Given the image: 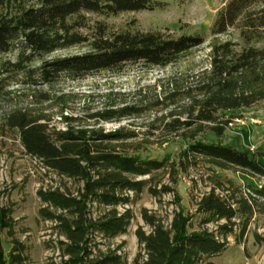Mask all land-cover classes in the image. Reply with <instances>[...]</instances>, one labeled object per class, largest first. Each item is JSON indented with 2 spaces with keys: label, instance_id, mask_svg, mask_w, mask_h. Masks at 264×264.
Segmentation results:
<instances>
[{
  "label": "trees",
  "instance_id": "obj_1",
  "mask_svg": "<svg viewBox=\"0 0 264 264\" xmlns=\"http://www.w3.org/2000/svg\"><path fill=\"white\" fill-rule=\"evenodd\" d=\"M165 5L157 0H0V87L19 76L27 79L24 83L29 87H52L62 77L77 80L120 72L129 64L174 66L203 46L206 38L162 31H116L107 22L91 18ZM231 30L236 37L223 39ZM212 31L206 66L160 79L156 100L148 101L149 96L138 91L135 94L141 96L142 105H128L117 101L125 94L111 91L103 106L85 104L86 114L74 116L66 112L77 94L46 92L35 100L34 91L28 105L4 113V128L15 131L26 153L60 179L55 185L41 187L38 196L43 202L40 219L53 223L52 235L58 238L62 264H128L122 246L113 247L111 241L127 234L135 217L130 205L146 188L156 197L173 193L169 205L177 206L171 220L169 215L142 209L149 230L145 225L136 230L139 251L134 264H214L212 259L227 245L217 233L232 232L234 225L230 224L237 218L264 213V184L245 186L252 196L234 188L235 193L241 191L236 200L221 196L212 187L198 201L196 214L181 205L173 186L164 184L159 189L163 181L152 185L156 173L169 174L177 184L180 171L199 164L207 165L215 175L235 170L264 178V151L249 152L217 140L199 139L205 126L222 137L232 122V118H224L227 112L264 102V0H229ZM76 48L84 50L54 56ZM10 54L15 58L5 57ZM49 101L51 106H42ZM55 106L65 129L53 125L55 114L49 107ZM152 112L162 113L153 121L164 124L165 133L181 132L179 137L189 141L180 158L144 156L145 145L155 142L127 126L109 132L100 126ZM194 215L201 216L197 229ZM222 220L227 223L220 224ZM213 223L219 225L218 232L207 227ZM16 224L13 206L0 204V264H27L30 260L26 244L17 238ZM4 231L12 238L8 257L1 238Z\"/></svg>",
  "mask_w": 264,
  "mask_h": 264
},
{
  "label": "rangeland",
  "instance_id": "obj_2",
  "mask_svg": "<svg viewBox=\"0 0 264 264\" xmlns=\"http://www.w3.org/2000/svg\"><path fill=\"white\" fill-rule=\"evenodd\" d=\"M157 1L164 2L165 7L112 16L93 15L91 18L93 21L107 22L110 28L116 31L131 29L162 31L173 36L182 34L204 36L206 43L182 58L178 64L166 69L145 64H129L120 72H101L77 80L62 77L52 87L45 84L29 87L24 83L27 79L19 76L15 79H7L0 87L2 94L0 97V204L6 207L13 206L14 218L17 221V238L26 244L27 255L30 257L27 264H62L60 253L56 248L58 238L52 235L53 223L40 219L39 212L43 202L38 196V190L41 187L55 185L56 182H60V179L55 174L44 172L41 165L26 153L16 132L4 128L3 115L15 106L28 105L33 99L40 100L46 92L58 96L65 93L77 94L78 96L70 102L71 109L66 112L74 116L85 115L84 110L87 105L94 108L103 106L106 100L105 95L111 91L125 94V97L117 100L118 103L141 104V96L136 95V92L142 91V96L145 94L149 96L148 101L156 100L157 93L161 91L160 88H156L160 79L176 72L187 74L194 66L196 69L206 66L207 54L211 50L210 43L214 39L212 31L214 23L219 11L229 0ZM229 36L236 37V31L231 30L228 36L222 38L226 39ZM83 50V48H76L56 53L54 56L75 54ZM5 57L14 59L15 55L10 54ZM7 91L13 94L4 95ZM34 91L37 93L32 99ZM51 104H53L52 101L44 102L42 106H51ZM58 111V106L49 107V112L55 114L53 125L59 129H65L66 126L62 123ZM161 114L146 113L142 118L103 123L100 126L107 132L127 126L130 130L140 132L143 138H149L151 142H155L153 145H145L144 156L161 157L165 154L178 159L181 152L189 145V141L179 137L181 132L165 133L164 124L153 121ZM224 118H232V122L229 123L222 137L218 138L205 126L204 131L206 132L199 139L217 140L249 152L264 151V102L250 108L227 112ZM167 138L170 139L169 142L162 144V141ZM156 174L152 185L163 181L159 189L164 184L176 188V192L181 196V205L192 214H196L198 201L204 193L211 191L212 187L217 188V193L221 196H231L232 200L233 198L236 200L240 197L241 191L235 193L234 188L240 187L245 191L246 196H252L253 193L245 186L260 187L264 184V178L245 175L235 170L215 175L204 164L192 165L187 171H180L176 176L177 184L171 180L169 174L165 176L164 173ZM173 199V193L156 197L146 188L140 198L130 205L135 217L127 234L111 241L113 247L122 246L121 253L128 264H134L139 251L136 230L139 225H145L142 209L156 211L162 216L169 215V220H171L172 211L177 206L176 204L169 205ZM234 207L239 206L235 204ZM121 211H124L123 207ZM200 221L201 216L194 215L193 223L196 229L200 227ZM226 223L227 221L222 220L220 224ZM230 225H234L232 232L227 235L217 233L219 239L222 242L226 241L227 245L222 253L212 259L214 264H264V213L256 211L235 219L234 224ZM207 227L210 231H219V225L216 223L209 224ZM145 229L149 230V227L145 225ZM1 238L8 257L12 247V238L7 231H4Z\"/></svg>",
  "mask_w": 264,
  "mask_h": 264
},
{
  "label": "built area",
  "instance_id": "obj_3",
  "mask_svg": "<svg viewBox=\"0 0 264 264\" xmlns=\"http://www.w3.org/2000/svg\"><path fill=\"white\" fill-rule=\"evenodd\" d=\"M35 161H37V163H39L42 167V170H44V172H47V167L44 165L43 162L39 161L37 158H34Z\"/></svg>",
  "mask_w": 264,
  "mask_h": 264
}]
</instances>
